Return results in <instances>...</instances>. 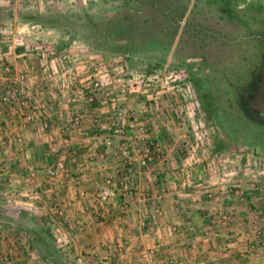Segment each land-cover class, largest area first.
<instances>
[{
  "label": "crops",
  "instance_id": "crops-1",
  "mask_svg": "<svg viewBox=\"0 0 264 264\" xmlns=\"http://www.w3.org/2000/svg\"><path fill=\"white\" fill-rule=\"evenodd\" d=\"M37 5L0 0V22L34 24L17 11ZM3 36L0 264H78L80 258L89 264H264V179L252 186L225 181L221 175L231 165L218 154L204 164L185 161L176 123L170 125L173 113L147 110L140 95L122 98L128 109L123 128L130 134L137 121L150 125L161 157L150 168L131 165L122 156L123 137L104 146L110 134L103 121L119 104L76 94L65 76L67 49L29 43L40 37L19 47ZM140 147L129 145L133 155ZM61 158L69 175L49 188L48 169ZM108 181L117 195L100 212L99 188ZM46 244L55 250L49 256L42 255Z\"/></svg>",
  "mask_w": 264,
  "mask_h": 264
},
{
  "label": "rangeland",
  "instance_id": "rangeland-1",
  "mask_svg": "<svg viewBox=\"0 0 264 264\" xmlns=\"http://www.w3.org/2000/svg\"><path fill=\"white\" fill-rule=\"evenodd\" d=\"M36 2L34 8L17 11L34 24L0 22L5 40L11 37L14 45L23 47L27 38L40 37L29 43L43 49H67L71 56L63 59L68 63L65 76L77 85L73 87L76 94L81 92L89 102L101 99L112 104L101 93L90 101L86 87L98 79L116 80L103 90L120 98L140 95L147 99L141 98L147 110L173 113L169 121L176 123L175 143L185 161L204 164L212 153L218 154L220 162L231 165L228 174H218L225 181L252 186L264 179V0ZM131 76L146 79V85L132 93L118 89ZM39 90L44 92L45 87ZM118 104L127 114L116 121L123 127L128 109ZM113 120L112 115L103 121L110 134L106 149L112 147L114 136L123 137L128 145L122 156L131 165L142 166L147 147L153 151L151 164L161 157L150 125L137 121L130 134L124 128L125 136H118L109 129ZM140 126L148 129L144 141L134 138ZM130 144L141 145V152L133 155ZM217 146L228 151L215 152ZM58 162L65 164L62 175H69L65 160Z\"/></svg>",
  "mask_w": 264,
  "mask_h": 264
},
{
  "label": "built area",
  "instance_id": "built-area-1",
  "mask_svg": "<svg viewBox=\"0 0 264 264\" xmlns=\"http://www.w3.org/2000/svg\"><path fill=\"white\" fill-rule=\"evenodd\" d=\"M115 81L116 80H108L107 82L106 81L103 82L102 80L98 79V80H96V82H94L92 84H88V86L86 87V91L90 92L89 100L93 101L96 98L97 94H100V93L104 94L105 99L110 101L114 105L120 103L122 98L126 99L127 96L121 95V98H120L118 95H115L114 92H111V91L106 92L103 90V88L106 84L115 85L114 84ZM145 85H146V79H139V78H134L131 76L130 78H128L126 83L124 85H122V87H120L121 85H119L118 89H120L124 92L126 91V93H132V92H137L138 88H142ZM40 94H42V93L40 92ZM40 108H41V110H44L45 105H41ZM126 115L127 114H126V111L124 109H122L119 106L118 107L116 106L115 113L113 114L114 120L111 124V127L109 128L110 130L113 131L114 135L123 136L125 134L124 128L120 125L119 122H116V121L118 119L125 118ZM147 130L148 129H146V127L140 126L138 128V131H137L138 134L135 135L134 138L136 140H139V141L146 140L147 139ZM106 144L108 146H110L112 144V141L108 140L106 142ZM144 151H145V156L142 159L141 165L144 168H149V166L151 165V162L154 159L152 157L153 151H151L150 147H147ZM124 154L126 155L128 153L124 152ZM64 172H65V164L63 162H58L57 164H55V166H52L48 169V173H49V176L51 179H54V178L62 175ZM49 185H50L49 188H52V181L49 182ZM116 195H117V192L114 188H111V187L102 188L98 194V197H97V201L99 202L100 210L104 211L105 205L109 202V200L114 198ZM78 264H89V263L85 262L83 258H80V259H78Z\"/></svg>",
  "mask_w": 264,
  "mask_h": 264
},
{
  "label": "trees",
  "instance_id": "trees-1",
  "mask_svg": "<svg viewBox=\"0 0 264 264\" xmlns=\"http://www.w3.org/2000/svg\"><path fill=\"white\" fill-rule=\"evenodd\" d=\"M203 96V95H202ZM24 211V210H21V212ZM27 211H25L26 213ZM28 213V212H27ZM41 238V237H39ZM43 239V238H42ZM44 240V239H43ZM41 242V241H40ZM38 243V242H36ZM42 255H46V256H49L52 252L54 253V249H52V246H50L49 244H46V249L44 248V250H42ZM55 262V260H53ZM54 264H61L60 262L56 261V263Z\"/></svg>",
  "mask_w": 264,
  "mask_h": 264
}]
</instances>
